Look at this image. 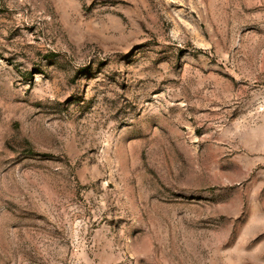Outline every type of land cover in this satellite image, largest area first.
<instances>
[{
  "label": "rangeland",
  "instance_id": "rangeland-1",
  "mask_svg": "<svg viewBox=\"0 0 264 264\" xmlns=\"http://www.w3.org/2000/svg\"><path fill=\"white\" fill-rule=\"evenodd\" d=\"M0 264H264V0H0Z\"/></svg>",
  "mask_w": 264,
  "mask_h": 264
}]
</instances>
